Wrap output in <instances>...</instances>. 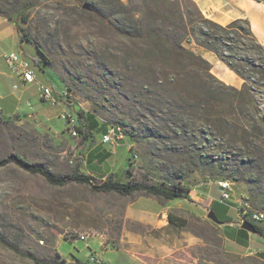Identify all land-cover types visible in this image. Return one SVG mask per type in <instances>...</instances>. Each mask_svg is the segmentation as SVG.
I'll use <instances>...</instances> for the list:
<instances>
[{
  "label": "rangeland",
  "instance_id": "374dc122",
  "mask_svg": "<svg viewBox=\"0 0 264 264\" xmlns=\"http://www.w3.org/2000/svg\"><path fill=\"white\" fill-rule=\"evenodd\" d=\"M121 1L130 7L140 4V0ZM83 10L72 0H0L1 17L11 21L21 13L24 22L19 21V27L46 55L43 78L56 87L70 89L99 124L119 125L130 132L143 120L139 114L143 98L135 94L143 80L122 67L128 42ZM247 16L264 44V8L253 7ZM189 48L206 53L194 44ZM202 57L219 83L241 88L242 80L213 54ZM210 84L221 97V102L211 103L220 122L207 124L203 118L194 123L190 133L203 163L195 168L184 163L194 159V153L179 157L160 152L147 167L135 144L140 158L129 169L136 180L152 183L173 173L175 164L182 161L180 170L189 189L210 186L218 174L216 178L233 183L230 201L237 209L241 204L253 208V200L264 202V87L241 98L216 82ZM43 108L45 111L37 107L44 116L42 123L57 135L34 126L35 121H21L20 115L0 114V264H55L60 262L56 253L71 261L68 254H74L73 249L80 252L77 259L90 264H94L89 259L93 255L99 260L97 264H264L254 254L231 249L223 230L208 218V211L142 192L128 197L102 193L94 188L103 181L97 175L93 188L76 183L54 187L14 164H3L11 154H18L55 174H70L79 155L100 137V131L94 132L95 138L85 145L82 139L67 137L61 133L64 124L55 115V108ZM123 141L126 145L132 142L128 137ZM88 169L93 170L81 166L80 172L88 174ZM127 169L125 163L115 178L127 181ZM169 213L184 219L185 225H170ZM80 234L87 239L76 244L60 242ZM84 245L86 250L81 249Z\"/></svg>",
  "mask_w": 264,
  "mask_h": 264
},
{
  "label": "trees",
  "instance_id": "16d2710c",
  "mask_svg": "<svg viewBox=\"0 0 264 264\" xmlns=\"http://www.w3.org/2000/svg\"><path fill=\"white\" fill-rule=\"evenodd\" d=\"M72 1L77 6L84 7V13L100 21L109 31L128 42L122 67L132 73L134 78L140 77L143 80L140 81V86L135 88L138 90L135 94L143 98L139 111L143 120L137 122V127L130 132H125L119 125L99 124L90 111L84 107L83 110L79 109L78 105H83L84 101L75 96L70 89L58 87L67 92V98L72 101L70 107L77 116L78 138L75 139H82L85 143L95 138L94 132L100 131L101 136L109 127H113L121 129L123 138L120 141L126 137L132 141L128 145L126 158L127 173L130 177L123 182L117 180L115 174H109L99 186L94 187L92 181L95 176L90 173L92 170L88 169V174L80 172L81 166L86 167L83 165L84 154L79 155L78 164L70 174L65 175L55 174L40 164L29 163L18 154H11L3 164H14L29 174L38 175L50 186L61 187L76 183L122 197L142 192L159 200L181 201L197 210L208 211L207 214L213 212L217 224L235 223L241 226L239 212L244 210V207L237 209L231 201L223 200L216 182L226 179L216 178L218 174L211 183V188L213 191L218 190L217 198L223 206V212L230 211V216L225 218L220 217V209L215 205L211 204L207 209H203L189 198L188 193L191 189L186 186L185 176L180 170L182 161L175 164L177 169L173 173L164 174L161 179L152 183L136 180L129 166H133L136 158L137 160L140 158L135 144L140 149L147 167L158 158L160 152L179 157L194 153V159L189 158L183 162L194 168L203 163L200 152L194 149L195 139L190 133L194 123L202 121L203 118L207 119V124L209 122L216 125V121L220 122L218 111L211 103L221 102V97L211 87L210 81L218 83L221 88L228 89L241 98L249 96L251 90L264 87V46L254 36L248 20L235 19L226 25L217 24L204 17L191 0H140V4L133 7L121 0ZM252 1L264 4V0ZM19 21L24 22L21 13H17L15 18L11 19L19 42L24 44L23 48L26 49L22 50L21 54L28 61L35 77L45 84H50L42 75L44 72L42 66L46 65L47 61L46 55L40 50V46L22 31ZM192 44L203 52L213 54L241 79V88L239 90L227 88L219 83L210 73V63L202 54L189 48ZM258 60L261 64L257 63ZM62 134L66 135L65 131ZM107 157L108 154L100 156L101 159ZM94 159L91 154L88 161ZM217 164L220 168V161ZM249 208L247 211L264 212V202L255 199L253 208L251 206ZM232 210L234 221L231 218ZM235 213L238 215L237 218ZM242 219L243 223L253 226V234L264 240L262 226L264 222H252L247 217ZM167 221L178 228L186 223L184 219L171 213L167 215ZM65 240L71 242L76 238L71 235L69 238L65 237ZM56 255L60 262L55 264H87L77 258L70 257L72 260L67 261L58 253Z\"/></svg>",
  "mask_w": 264,
  "mask_h": 264
},
{
  "label": "crops",
  "instance_id": "0c3cea01",
  "mask_svg": "<svg viewBox=\"0 0 264 264\" xmlns=\"http://www.w3.org/2000/svg\"><path fill=\"white\" fill-rule=\"evenodd\" d=\"M198 6L199 10L205 15V17L210 20L216 22L217 24L224 25L230 20L235 19H247L251 30L254 36L257 38L259 43L264 46L262 42H260L257 37L255 26L251 19L247 16V13H251L252 8L255 7L257 9L264 8V5H260L259 3H254L250 0H193ZM24 44L19 42L18 35L15 33L13 28V23L0 15V111L1 114L5 117H13L15 115H20L21 121H35L34 126L36 127H44L43 122V114L37 110V107L42 111H45L43 105H48L47 103L41 101L37 91V82H41L45 84L42 80L37 79L33 84L24 85L21 83L16 77L11 75L4 63L3 55L7 52L11 51H22L25 50L23 48ZM206 53L202 54L205 55ZM43 68V66H42ZM43 77H45V73L42 72ZM55 87L53 84H45ZM16 86V88H14ZM50 106V105H49ZM52 107V106H51ZM55 115L59 118V114L61 113L62 107L56 106ZM27 115V117H24ZM50 121V120H45ZM64 124V123H63ZM50 133L57 135L52 132L50 128H46ZM64 131V127L62 128V132ZM61 132V133H62ZM67 136V135H66ZM68 137V136H67ZM101 136L95 139V144L93 147L84 153V166H89L93 170L90 171L91 175L100 176L101 179H104L109 174H116L126 163L127 158V150L128 145L125 141H120L119 146L110 150V147L106 144L101 143ZM87 142L84 143V145ZM95 157L91 162L88 161L90 155ZM108 157L105 159H101L100 156L107 155ZM100 160V163H98ZM200 186V185H199ZM218 190L213 191L211 185L208 187H199L198 189H191L188 193L189 198L199 204L203 209H207L211 204L215 205L220 209V217L225 218L228 215L230 216V211L223 212V206L220 204L218 200ZM202 202H207V205H203ZM233 204L235 202L232 200ZM238 215L235 213V218ZM233 219V217L231 216ZM234 221V219H233ZM238 223V222H237ZM218 226L223 230L224 240L227 245L231 247V249L235 250L241 254H250L253 253L257 256L259 260L264 262V240L256 236L255 234L245 231H241L240 224L235 223H224L218 224ZM66 240H62L63 242ZM58 242V244L60 243ZM78 243L77 241L72 242V244ZM57 244V246H58ZM87 246L84 245L81 249L86 250ZM58 252V251H57ZM73 253L68 254V257L77 258L76 255L80 254L79 250L73 249ZM60 255V254H59ZM62 258L64 256L60 255ZM67 261L69 258H65ZM90 264V263H87Z\"/></svg>",
  "mask_w": 264,
  "mask_h": 264
},
{
  "label": "built area",
  "instance_id": "2783aa9c",
  "mask_svg": "<svg viewBox=\"0 0 264 264\" xmlns=\"http://www.w3.org/2000/svg\"><path fill=\"white\" fill-rule=\"evenodd\" d=\"M3 60L9 73L16 77L21 83H23L24 85H28L36 82L35 74L29 68L28 61L23 58L20 51H11L5 53L3 55ZM36 84L38 95L41 101L47 103L52 107H62L61 113L59 114V118L64 123L65 134L73 139L78 138L76 128L79 126V124L77 122V116L75 112L70 107L71 103H69V99L66 96L67 92L58 91L52 86L45 85L41 82H37ZM14 88H16V86ZM78 107L80 110H83V106L81 104H79ZM109 128H112V135H105L104 133L103 135H101L100 140L101 143L107 144L110 147V150H114L119 146V141L123 138V136L116 132V128ZM216 184L219 188L220 194L223 197V200L230 201L233 183H223L219 180L216 182ZM241 206L244 207V210L239 212L241 216H239L241 223H243V217H247V219L252 222H264V212L252 210L247 211L250 209L247 204H241L239 205V208ZM75 238V241H84L85 239H87V236L84 234H80ZM89 259L94 264H97L99 262V260L94 255L91 256Z\"/></svg>",
  "mask_w": 264,
  "mask_h": 264
},
{
  "label": "water",
  "instance_id": "95a60500",
  "mask_svg": "<svg viewBox=\"0 0 264 264\" xmlns=\"http://www.w3.org/2000/svg\"><path fill=\"white\" fill-rule=\"evenodd\" d=\"M207 216H208L209 219H211L213 222L216 223V218H215L213 212H209V213L207 214ZM241 228L244 229V230H247V231H249V232H251V233H254V228H253V226H252L251 224H248V223H242V224H241Z\"/></svg>",
  "mask_w": 264,
  "mask_h": 264
},
{
  "label": "bare ground",
  "instance_id": "6f19581e",
  "mask_svg": "<svg viewBox=\"0 0 264 264\" xmlns=\"http://www.w3.org/2000/svg\"><path fill=\"white\" fill-rule=\"evenodd\" d=\"M54 89H55V87H53ZM59 89V88H58ZM57 90V89H56ZM58 91H65L64 89H60V90H58ZM66 92V91H65ZM70 99V98H69ZM69 103H72V101H70L69 100ZM120 130L121 129H119V128H116V132L117 133H119L120 135H122L121 134V132H120ZM105 135H112V128H108L107 129V131H106V133H105ZM220 182H223V183H232V182H230V181H228V180H220Z\"/></svg>",
  "mask_w": 264,
  "mask_h": 264
}]
</instances>
